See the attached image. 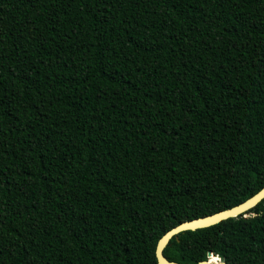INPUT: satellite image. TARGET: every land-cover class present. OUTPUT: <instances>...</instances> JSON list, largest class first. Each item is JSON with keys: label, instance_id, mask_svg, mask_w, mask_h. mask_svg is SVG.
<instances>
[{"label": "trees", "instance_id": "trees-1", "mask_svg": "<svg viewBox=\"0 0 264 264\" xmlns=\"http://www.w3.org/2000/svg\"><path fill=\"white\" fill-rule=\"evenodd\" d=\"M264 187V0H0V264H159ZM255 216L164 254L264 264Z\"/></svg>", "mask_w": 264, "mask_h": 264}, {"label": "water", "instance_id": "water-1", "mask_svg": "<svg viewBox=\"0 0 264 264\" xmlns=\"http://www.w3.org/2000/svg\"><path fill=\"white\" fill-rule=\"evenodd\" d=\"M264 199V187L255 193L253 196L249 197L245 201L232 206L230 208L201 216L196 217L190 220H186L181 222L180 224L174 226L170 230H168L162 237H160L157 247H156V257L159 264H180L177 261L170 260L165 254L164 250L169 245L171 239L178 235L181 232L187 231V230H196L199 228L208 227L211 225H215L217 223H220L221 221L228 219V218H239L242 214H244L245 217H252L255 216V213L249 212V210L253 207H255L257 204H259ZM213 257L219 258V264H228L223 256H220L218 253L209 251L208 252V260L201 261L199 264H217V263H211V259Z\"/></svg>", "mask_w": 264, "mask_h": 264}, {"label": "bare ground", "instance_id": "bare-ground-1", "mask_svg": "<svg viewBox=\"0 0 264 264\" xmlns=\"http://www.w3.org/2000/svg\"><path fill=\"white\" fill-rule=\"evenodd\" d=\"M219 258H217V257H213L210 261H211V263H217V264H219Z\"/></svg>", "mask_w": 264, "mask_h": 264}]
</instances>
